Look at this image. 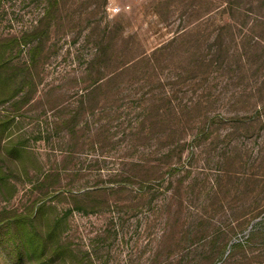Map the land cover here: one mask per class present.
<instances>
[{
  "label": "rangeland",
  "instance_id": "1",
  "mask_svg": "<svg viewBox=\"0 0 264 264\" xmlns=\"http://www.w3.org/2000/svg\"><path fill=\"white\" fill-rule=\"evenodd\" d=\"M71 1L31 72L36 93L7 132L26 154L0 188V214L44 202L79 264H264V0H107L104 10ZM41 12V0L1 1L0 39L29 31ZM144 53L155 54L154 70L128 62ZM25 58L14 51L11 62ZM97 79L106 84L73 128ZM164 155L163 181L145 186L153 174L142 162ZM85 193L107 206L68 214ZM1 236L0 264H11Z\"/></svg>",
  "mask_w": 264,
  "mask_h": 264
},
{
  "label": "trees",
  "instance_id": "2",
  "mask_svg": "<svg viewBox=\"0 0 264 264\" xmlns=\"http://www.w3.org/2000/svg\"><path fill=\"white\" fill-rule=\"evenodd\" d=\"M1 1L3 0H0V2ZM41 2V15L37 19L36 24L29 31H26L19 37L12 36L0 39V106L9 104V107H11L9 114L0 115V188L11 184V179L17 172V162L22 164L24 154H26V152H24L25 148L19 143L13 142V140L10 139L11 135H7V132L11 128L15 115L19 109L23 105L28 104L36 93L37 82L34 80L31 72L35 71L36 68L38 69V58L44 52L51 30L60 22L62 10H66L67 7L75 4L71 0H41ZM106 2L107 0H100L98 7L104 10ZM79 18H77V20ZM95 28L97 29L98 26H95ZM111 29L112 28H109V24L105 25L102 33L103 36L109 34ZM101 44V41L95 44L92 64L96 63V61L98 62L101 58V52L103 51L102 48H99ZM221 45L219 41V49H222ZM108 47H113L112 42H109V46L107 45L104 50L108 49ZM22 50H25L26 57L23 63L20 65L12 64V53L15 51L17 54H20ZM154 55L155 54L152 53L150 56H146L144 53L132 58L128 62L134 61L135 63L133 65L145 63L146 66L148 65L154 70L155 61L152 59ZM203 62L204 60L202 63ZM113 79H107V83ZM104 84H106V82L103 83L100 79L93 81V88L80 97L78 111L74 112L68 123H72V126L76 124L80 112L83 110L84 101L89 100L94 93L102 89ZM152 108V105L149 103V106L145 110L150 113ZM173 112L175 115L178 114L176 110H173ZM71 130L73 129L71 128ZM201 136L202 134L198 133L193 137V140L200 139ZM181 156V154H178L175 164L180 162ZM168 157V155H164L163 158H158L155 161L157 164L152 163L148 165L142 162L141 166L139 165L143 172H150L153 174V179H149L152 181L143 179L145 186L151 182L160 183L163 181L164 177L159 167H161L160 164L163 159H168ZM173 172V170H170L167 173L169 175L165 179L170 189H172V185L175 183L171 175ZM47 179L48 175L45 174L41 185H45ZM180 185L181 183L178 180L177 187L174 189L176 190ZM112 188L120 192L123 190L124 184ZM96 192L98 193L95 195L106 198L105 191ZM140 193L142 197H144V195L150 196L151 194L149 190H143L140 191ZM90 195L92 194L85 193L84 195L72 197L74 198L72 200L73 204L67 209V213L70 214L76 211L87 214V212H89V210L87 211V207L94 210V208L107 206V201L97 202V198L95 200H87L86 197L94 196ZM171 196L170 199H173L174 195L171 194ZM45 205L44 202L39 200L33 203V206L30 208H27L25 213L16 214L14 212L8 213L3 211L0 214V229L3 231L2 236H0L4 238V242L11 252V264H21L23 260H26L27 264H79L84 260L83 257H79L75 253L66 236H64L66 223L60 218L50 220L51 218L46 213ZM239 246L240 244H236L232 249H236Z\"/></svg>",
  "mask_w": 264,
  "mask_h": 264
}]
</instances>
